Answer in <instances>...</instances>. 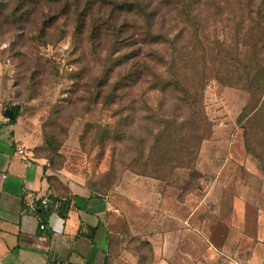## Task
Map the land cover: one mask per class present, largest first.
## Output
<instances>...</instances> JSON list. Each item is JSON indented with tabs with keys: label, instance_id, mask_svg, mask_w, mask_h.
Here are the masks:
<instances>
[{
	"label": "rangeland",
	"instance_id": "1",
	"mask_svg": "<svg viewBox=\"0 0 264 264\" xmlns=\"http://www.w3.org/2000/svg\"><path fill=\"white\" fill-rule=\"evenodd\" d=\"M141 1L156 8V2ZM202 1L209 6L198 0L196 13L203 9L199 16L204 27L218 32L219 16L210 6L214 0ZM2 3L7 0H0V7ZM15 4L8 3L4 15ZM161 10L164 15L167 8ZM117 15V23L135 18ZM39 19L35 13L30 23L22 20L14 25L0 17V64L12 83L9 106H19L21 115L39 132L42 141L33 147L34 154L45 158L53 172L67 167L81 173L92 191L105 194L114 191L127 173L154 178L159 188L182 200L190 193L201 198L216 189L208 198L214 204L219 200L221 214L229 212L236 195L252 204L264 203V130L262 141L247 149L245 124L240 121L249 98L246 91L209 78L205 92L209 134L199 141L197 129L188 140L187 129L179 124L184 118L170 131L174 112L168 95L146 96L140 83L130 95L136 99L135 109L127 107L128 96H119L113 104L105 101L108 93L99 80L112 36L101 32L99 39L89 41L90 27L79 36L75 24L62 18L58 25L47 27V36L42 37ZM20 50L30 54L24 63ZM161 98H165L164 111H148L142 102L150 100L156 107ZM214 229L217 235L225 232L221 223ZM252 244L250 239L242 243L238 253L242 259L252 255Z\"/></svg>",
	"mask_w": 264,
	"mask_h": 264
},
{
	"label": "crops",
	"instance_id": "2",
	"mask_svg": "<svg viewBox=\"0 0 264 264\" xmlns=\"http://www.w3.org/2000/svg\"><path fill=\"white\" fill-rule=\"evenodd\" d=\"M5 76L0 64V264H264L260 201L236 195L221 214L219 200L208 198L216 189L182 200L154 178L127 173L105 194L67 167L53 172L34 154L42 138L29 119L20 115L11 122L5 115L12 84ZM49 194L70 208L66 216L52 210L43 225L25 211V198ZM220 223L225 232L217 235ZM245 239L253 241L252 255L242 259Z\"/></svg>",
	"mask_w": 264,
	"mask_h": 264
},
{
	"label": "trees",
	"instance_id": "3",
	"mask_svg": "<svg viewBox=\"0 0 264 264\" xmlns=\"http://www.w3.org/2000/svg\"><path fill=\"white\" fill-rule=\"evenodd\" d=\"M151 1L157 3L155 9L141 0H7L2 3L3 8L0 7V17L5 16L6 23L16 25L24 20L27 24L36 13L44 29L40 33L42 37L47 36V27L58 25L62 18L75 24L79 36L90 27L89 41L99 39L101 32L108 33L113 42L99 80L103 92L108 93L105 101L113 104L119 96H128L127 107L135 109L136 99H131L130 95L140 83L146 96L153 93L162 94L159 97L168 95L173 100L169 108L174 112L170 131L175 130L177 122L184 118L179 124L187 129L188 140L197 135V129L199 141L209 134L205 113L209 78L246 91L249 98L240 121L245 124L247 149L254 141H262L264 0H225L224 3L214 0L210 6L219 16L221 30L218 32H209L204 27L203 18L199 16L203 9L196 13L198 0ZM199 2L209 6L202 0ZM8 3L16 4L4 15ZM161 8H167L164 15H160ZM117 13L135 15V18L117 23ZM42 44L48 43L43 41ZM18 55L21 63L30 56L21 50ZM161 99L156 107L150 100L142 102L148 111H164L165 98ZM10 108L15 111L11 122H15L21 109L19 106ZM48 196L57 198L53 194ZM69 208L68 201L60 200L56 210H63L66 216ZM51 211L38 207L37 215L43 225Z\"/></svg>",
	"mask_w": 264,
	"mask_h": 264
},
{
	"label": "built area",
	"instance_id": "4",
	"mask_svg": "<svg viewBox=\"0 0 264 264\" xmlns=\"http://www.w3.org/2000/svg\"><path fill=\"white\" fill-rule=\"evenodd\" d=\"M18 154L22 155L26 158L25 151L23 149L18 150ZM60 206V199H50L49 196L38 197L36 195H30L25 198V211L37 214L38 207H42L44 209L56 210ZM235 264H243L239 261H236Z\"/></svg>",
	"mask_w": 264,
	"mask_h": 264
},
{
	"label": "water",
	"instance_id": "5",
	"mask_svg": "<svg viewBox=\"0 0 264 264\" xmlns=\"http://www.w3.org/2000/svg\"><path fill=\"white\" fill-rule=\"evenodd\" d=\"M5 115L10 118V119H14L15 118V111L12 110L11 108L6 109L5 111Z\"/></svg>",
	"mask_w": 264,
	"mask_h": 264
}]
</instances>
